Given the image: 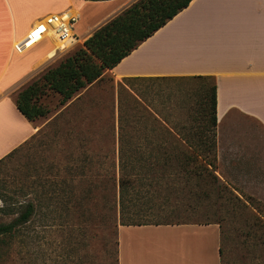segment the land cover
Returning <instances> with one entry per match:
<instances>
[{
	"label": "crops",
	"instance_id": "obj_1",
	"mask_svg": "<svg viewBox=\"0 0 264 264\" xmlns=\"http://www.w3.org/2000/svg\"><path fill=\"white\" fill-rule=\"evenodd\" d=\"M132 1L0 0V157L38 129L17 110L10 90L59 45L44 37L18 53L13 44L45 15L66 9L76 14L72 31L82 42ZM104 74L115 81L211 75L215 174L225 183L234 176L248 195L264 197V0H190ZM220 236L217 223L117 224L116 264H221Z\"/></svg>",
	"mask_w": 264,
	"mask_h": 264
},
{
	"label": "trees",
	"instance_id": "obj_2",
	"mask_svg": "<svg viewBox=\"0 0 264 264\" xmlns=\"http://www.w3.org/2000/svg\"><path fill=\"white\" fill-rule=\"evenodd\" d=\"M189 1L133 0L97 26L81 46L20 88L13 98L15 107L29 121L44 117L49 108L40 102L42 96L57 94V103L65 104L79 90L100 79L105 69L116 65ZM122 81L129 84L130 90H133L130 83L134 81L173 82L174 85L163 94L159 93L163 89L157 85L155 95L162 105L159 109L153 105V99H145L143 91L133 90L132 93L123 83H117L116 176L111 174L109 178L111 186L117 188L118 224L186 223L171 220L190 219L207 200L218 209L223 206L226 210H251L249 202L240 199L214 174L213 77L134 76L124 77ZM182 82L188 85L182 87ZM190 82H196V85ZM34 134L0 157V166ZM29 186L32 192L34 186H39V190L34 191L32 198L14 201L17 202L16 209L9 208L7 213H15V216L7 223H0V235L15 236L20 227L34 222L35 215L41 214L45 218L47 213H53L52 204L60 202L65 208L69 199L67 194L72 190L63 183L55 186L40 182ZM19 190L22 195L26 194L23 188ZM43 208L47 209L46 213ZM252 208L255 212L244 216L242 227L236 228L237 235L242 246L261 254L253 253L252 259L264 260V218L259 215L258 208ZM3 210L1 207L0 211ZM193 223H217L222 234L219 221ZM35 225L44 227L46 224L42 219ZM218 252L222 255L220 246Z\"/></svg>",
	"mask_w": 264,
	"mask_h": 264
},
{
	"label": "rangeland",
	"instance_id": "obj_3",
	"mask_svg": "<svg viewBox=\"0 0 264 264\" xmlns=\"http://www.w3.org/2000/svg\"><path fill=\"white\" fill-rule=\"evenodd\" d=\"M75 35L81 36L79 32ZM81 43L79 40L71 48L50 57L40 70L13 87L10 96L14 98L20 88L47 67L57 64ZM119 82L129 89V84L104 74L63 105L57 103L58 95L54 93L40 98L49 112L35 119L38 129L34 136L0 166V194L5 199L0 197V208L4 209L0 211V223H7L15 216V213H7L9 208L15 210L17 202L32 198L34 191L39 190V186H34L33 192L30 191V183L55 186L63 183L71 186L72 190L67 194L69 199L65 208L60 206V202L52 204L53 213H47L45 218L41 214L35 215L34 222L20 227L15 236L0 235V264H114L119 210L117 188L111 186L109 177L111 174L116 176ZM182 83V87L188 85ZM158 84L163 89L160 94L174 85L173 82L150 84L134 81L130 87L136 92L143 91L145 99H153V105L160 109V98L155 95ZM191 84L194 86L196 82ZM133 90L130 91L133 93ZM219 180L225 183L221 178ZM225 184L240 199L258 208L262 214L259 215L264 218L263 196L248 195L243 190L244 184L234 176L227 178ZM20 187L25 195L20 193ZM55 191L58 192L57 189ZM210 203V200L204 201L190 219L171 221H219L223 250L221 264H251L253 260L262 264L264 260L251 258L253 253L261 255L258 251L239 243L236 230L242 227L248 212H255L252 206L247 203L251 207L247 211L239 208L226 210ZM43 211L46 213L47 209L43 208ZM42 219L46 224L44 227L35 225ZM30 225L35 226L28 228Z\"/></svg>",
	"mask_w": 264,
	"mask_h": 264
},
{
	"label": "built area",
	"instance_id": "obj_4",
	"mask_svg": "<svg viewBox=\"0 0 264 264\" xmlns=\"http://www.w3.org/2000/svg\"><path fill=\"white\" fill-rule=\"evenodd\" d=\"M76 20V14L66 9L59 13H51L45 15L41 20L33 24L26 34L13 44V49L20 53V49L28 48L27 44L30 41H40L44 37L53 39L59 45H54L53 55L69 49L74 46L77 41V36L74 35L72 28ZM52 55V56H53Z\"/></svg>",
	"mask_w": 264,
	"mask_h": 264
},
{
	"label": "bare ground",
	"instance_id": "obj_5",
	"mask_svg": "<svg viewBox=\"0 0 264 264\" xmlns=\"http://www.w3.org/2000/svg\"><path fill=\"white\" fill-rule=\"evenodd\" d=\"M76 42H79V39H77ZM33 44H34L33 41H30V42L27 44L28 48L31 47ZM55 45H56V44H55ZM24 50H25V49H20V53L23 52ZM60 50H65V49L61 48ZM52 53H53V52H52Z\"/></svg>",
	"mask_w": 264,
	"mask_h": 264
}]
</instances>
